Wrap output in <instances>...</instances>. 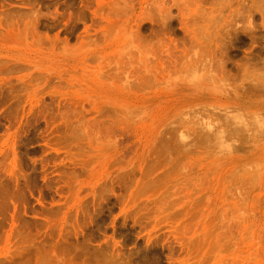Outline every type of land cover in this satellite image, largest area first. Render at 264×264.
I'll return each mask as SVG.
<instances>
[{
  "label": "rangeland",
  "instance_id": "1",
  "mask_svg": "<svg viewBox=\"0 0 264 264\" xmlns=\"http://www.w3.org/2000/svg\"><path fill=\"white\" fill-rule=\"evenodd\" d=\"M0 264H264V0H0Z\"/></svg>",
  "mask_w": 264,
  "mask_h": 264
},
{
  "label": "bare ground",
  "instance_id": "2",
  "mask_svg": "<svg viewBox=\"0 0 264 264\" xmlns=\"http://www.w3.org/2000/svg\"><path fill=\"white\" fill-rule=\"evenodd\" d=\"M186 28V27H185ZM206 29L204 28H201V30L200 31H202V33L203 34H205L206 33V31H205ZM185 31H187V32H189V30L186 28L185 29ZM198 45H199V48L201 47V43H198ZM217 60V59H216ZM219 63V62H218ZM224 64H225V62L224 63H222V62H220V65H219V67H220V69H221V74L223 73V71H224Z\"/></svg>",
  "mask_w": 264,
  "mask_h": 264
}]
</instances>
